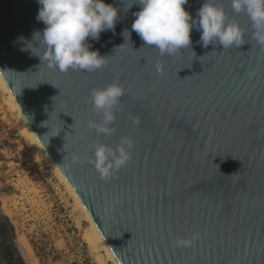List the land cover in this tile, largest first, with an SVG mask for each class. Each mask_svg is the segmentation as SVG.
I'll return each mask as SVG.
<instances>
[{
	"label": "water",
	"instance_id": "obj_1",
	"mask_svg": "<svg viewBox=\"0 0 264 264\" xmlns=\"http://www.w3.org/2000/svg\"><path fill=\"white\" fill-rule=\"evenodd\" d=\"M104 2L119 10L115 28L87 42L106 66L61 73L42 59L37 0H0V75L25 121L115 264H264V47L251 38V21L231 0H214L245 30V43L204 47L193 27L189 48L162 56L131 30L139 5ZM204 2L184 8L196 20ZM115 81L126 89L117 132L97 136L87 127L99 120L90 91ZM125 136L132 160L101 179L92 145L115 147ZM194 234L191 246L175 245Z\"/></svg>",
	"mask_w": 264,
	"mask_h": 264
},
{
	"label": "clouds",
	"instance_id": "obj_2",
	"mask_svg": "<svg viewBox=\"0 0 264 264\" xmlns=\"http://www.w3.org/2000/svg\"><path fill=\"white\" fill-rule=\"evenodd\" d=\"M37 2L40 5L37 20L45 25L39 35L45 45L42 59L47 61V67L67 73L69 70L93 72L106 66V57L91 51L87 41L89 38L98 40L102 32L114 30L119 11L116 7L104 0ZM187 3L188 0H132L127 7L137 4L141 10L133 13L131 30L139 35L144 47H152L162 56L189 48L193 27L201 31L200 42L204 47L218 43L225 50L245 43V30L229 20L223 6L214 0H205L194 20L184 8ZM231 9L236 14L247 15L252 25L251 38L264 47V0H231ZM122 35L126 41L130 40L131 33L127 29ZM157 68L160 69L159 64ZM125 94V86L119 81L105 88L91 89L90 103L99 120L88 121V129L95 131L97 136L115 135L116 113ZM129 119L134 126H139L138 116ZM92 149L89 163L101 179L107 180L130 163L134 140L131 136L121 137L115 147L96 142ZM197 239L195 234L191 238H178L175 245L189 247Z\"/></svg>",
	"mask_w": 264,
	"mask_h": 264
},
{
	"label": "rangeland",
	"instance_id": "obj_3",
	"mask_svg": "<svg viewBox=\"0 0 264 264\" xmlns=\"http://www.w3.org/2000/svg\"><path fill=\"white\" fill-rule=\"evenodd\" d=\"M5 102L6 96L0 90V117H5L4 121L10 124V127L19 134V137L28 147V161L33 169V174H29L24 170L18 173V178L14 176L15 186L9 188L11 194H14L13 197L10 199L5 198L3 197L4 192H0V196L3 198L2 209L12 222V224L8 222L13 229L11 246L17 250L16 253L21 257L22 264H68L67 254L64 253V250H61V247H64L68 237H71L70 232L74 229V224L78 229V237H83L84 239L85 234L90 233L87 231L89 228L88 223L55 172L41 158L35 145L26 139L25 131L21 127L19 120ZM9 148L12 151L16 150V144L14 147H12V144L8 147L6 145L5 150L0 153V164L3 167L0 175L2 180L7 179L10 184L12 181L10 177L16 171H11V166L8 165L7 154ZM8 170L11 172L8 173ZM34 182L40 183L42 191L32 187ZM45 198L57 202H59L58 198H60L63 201L66 211L64 212L61 209L60 218L54 216L57 211L54 212L53 208L43 204ZM6 202H9L10 211L6 207ZM0 215L4 217L2 211H0ZM89 250L92 260L95 264H98L95 252H93L92 248H89ZM0 264L7 263H5L3 258H0ZM104 264L111 263L105 260Z\"/></svg>",
	"mask_w": 264,
	"mask_h": 264
},
{
	"label": "built area",
	"instance_id": "obj_4",
	"mask_svg": "<svg viewBox=\"0 0 264 264\" xmlns=\"http://www.w3.org/2000/svg\"><path fill=\"white\" fill-rule=\"evenodd\" d=\"M1 112V111H0ZM4 116L0 117V153L5 150L6 145L7 147L12 144V147L16 144V150L12 151L10 148L8 149V160H9V166H11V171H16L14 174L11 175V183L9 184L7 182V179L2 180L0 175V192H4L5 198H11L14 194H11V191L9 188H13L15 186V179L18 178V173L26 170L29 174H33V169L28 161L29 155H28V147L24 144L21 137H19V134L16 133L13 128L10 127V124L7 121H4ZM1 159V158H0ZM7 167L9 168V166ZM3 171V167L0 164V174ZM8 170V173L11 172ZM32 183V187H35L36 189H41L42 187L40 183ZM16 191V190H14ZM9 194V195H8ZM12 195V196H10ZM59 202L54 200H49L48 198L44 199V205H48L51 208H53V211L57 213L54 214L55 217L60 218L61 216V209L66 211L65 205H63V201H61L60 198H58ZM9 202H6V207L9 209L10 206L8 205ZM3 206V198L0 196V211L3 212L4 217H6L7 222H10L12 224L11 219L8 215L5 214L4 210L2 209ZM10 211V209H9ZM74 229L71 230V237H68V240L64 243V247H61V250H64V253L67 254V262L68 264H95V262L92 260L91 252L88 248V244L85 242L83 237H78V229L76 225H73ZM12 228V227H11ZM70 228V227H69ZM13 230V229H12Z\"/></svg>",
	"mask_w": 264,
	"mask_h": 264
},
{
	"label": "bare ground",
	"instance_id": "obj_5",
	"mask_svg": "<svg viewBox=\"0 0 264 264\" xmlns=\"http://www.w3.org/2000/svg\"><path fill=\"white\" fill-rule=\"evenodd\" d=\"M0 90L5 94L6 96V105H8L9 109L14 113V116L19 120L21 127L25 131V137L26 139L31 142L35 147L37 148L39 155L41 158L49 165L52 170L55 172L57 177L59 178L62 185L65 187V189L69 192V194L72 196L74 203L77 207L82 211L85 221L88 223V230L90 233L85 234V241L88 244L89 248L93 249V252H95L96 260L98 264H104L105 260L110 261L111 264H115L114 260L112 259L109 251L107 250L106 246L102 242L101 238L99 237L98 233L96 232L94 226L92 225L91 221L89 220L87 214L85 213L84 209L82 208L80 202L78 201L77 197L71 190L70 186L58 170V168L55 166L45 149L40 144L39 140L33 133L32 129L28 125V123L25 121L16 101L14 100L13 96L11 95L8 87L6 86L5 82L3 81L1 75H0ZM5 205V202H4ZM24 241V240H23ZM25 242V241H24ZM100 252H102L100 254ZM94 256V257H95Z\"/></svg>",
	"mask_w": 264,
	"mask_h": 264
},
{
	"label": "crops",
	"instance_id": "obj_6",
	"mask_svg": "<svg viewBox=\"0 0 264 264\" xmlns=\"http://www.w3.org/2000/svg\"><path fill=\"white\" fill-rule=\"evenodd\" d=\"M3 222H4V225H2L1 227L2 228H0V231H1V233L3 232V231H7L8 230V228H9V230H10V225L8 224V222H6V221H4L3 220ZM0 233V241L2 240V234ZM7 249V247L6 248H4L3 250H1L0 251V258H3V260L5 261V263H7V264H9V262L11 263V264H14L13 263V261L11 260V255L14 253V255L15 256H19L16 252H17V250L16 249H13V250H11V255H7V254H5L6 253V250ZM15 251V252H14ZM20 257V256H19ZM21 258V257H20Z\"/></svg>",
	"mask_w": 264,
	"mask_h": 264
},
{
	"label": "flooded vegetation",
	"instance_id": "obj_7",
	"mask_svg": "<svg viewBox=\"0 0 264 264\" xmlns=\"http://www.w3.org/2000/svg\"><path fill=\"white\" fill-rule=\"evenodd\" d=\"M1 217L2 216L0 215V228H2L1 226L4 225L3 219ZM0 233H1V231H0ZM2 233H1L2 234L1 235L2 236V240L0 241V251L3 250L4 248L10 246L11 245L12 238H13V230H12V233H11V231L9 230V228H8L7 231H3Z\"/></svg>",
	"mask_w": 264,
	"mask_h": 264
},
{
	"label": "trees",
	"instance_id": "obj_8",
	"mask_svg": "<svg viewBox=\"0 0 264 264\" xmlns=\"http://www.w3.org/2000/svg\"><path fill=\"white\" fill-rule=\"evenodd\" d=\"M14 248L10 245V246H8L7 247V251H6V253L5 254H7V255H11V253L13 252H11V250H13ZM15 252V251H14ZM11 260L13 261V263L14 264H22L21 263V258L20 257H18V256H15L14 255V253L11 255ZM9 264H11L10 262H9Z\"/></svg>",
	"mask_w": 264,
	"mask_h": 264
}]
</instances>
